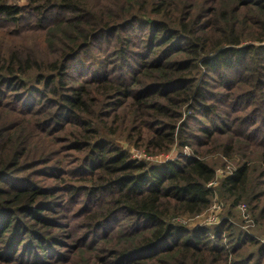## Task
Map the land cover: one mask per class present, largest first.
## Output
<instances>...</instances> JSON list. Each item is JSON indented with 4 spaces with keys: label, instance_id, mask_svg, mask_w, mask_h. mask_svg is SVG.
<instances>
[{
    "label": "trees",
    "instance_id": "trees-1",
    "mask_svg": "<svg viewBox=\"0 0 264 264\" xmlns=\"http://www.w3.org/2000/svg\"><path fill=\"white\" fill-rule=\"evenodd\" d=\"M0 34V264H264L232 215L179 222L217 192L264 235V0H0ZM215 153L241 161L214 188Z\"/></svg>",
    "mask_w": 264,
    "mask_h": 264
},
{
    "label": "rangeland",
    "instance_id": "rangeland-1",
    "mask_svg": "<svg viewBox=\"0 0 264 264\" xmlns=\"http://www.w3.org/2000/svg\"><path fill=\"white\" fill-rule=\"evenodd\" d=\"M4 1H6V2L8 1V3L10 5H15V4H17L19 6L27 5V0H4ZM101 43H102V45H100L99 47H97V44L91 46V48L94 49V51L92 50V53H89V58H90L89 62L94 63V64L96 63V65L101 66L102 70H103L106 67V66H104L106 64V62L102 59V57L105 58L106 53H108L110 51L108 50L107 44H105L104 42H101ZM4 44H5L4 38L0 34V45H4ZM24 44L28 48H30V50L32 51V50H34L33 48H36L39 45V40L36 37L34 38V40H32V38H30V36H27L26 43H24ZM14 46H18V45L15 44ZM99 55H101V56L98 57ZM101 63L103 65H101ZM113 63H115V64H107V69H109V71H112L113 73H115V71H117L118 67H120V65H122V64H121V62H113ZM96 72L94 71V73H96ZM243 93H247V90L244 89ZM243 93H242V96H244ZM244 98H242V99H244ZM229 110L230 109L226 110V112H228L227 115H223L224 117H226V121L227 122L230 121V123L232 125L238 124L241 120L237 118L238 117L237 114H230ZM108 137H109V139H111L112 141L117 143V145L119 147L128 150L130 152V155L132 156L131 158L133 160L139 161V162H145L150 167L151 166L161 167L164 164L168 163L169 161H175V160H178L182 157H189V156L191 157V154H193L192 149L185 148L184 150H182L179 148V146L176 145L173 147L172 151H170L168 154H163V155H159V156H150L144 150H139L135 147H132L127 142L125 136H121V135L109 136L108 135ZM206 152L207 151L204 150L202 152V154H204ZM205 160L207 163H209V165H211L216 170V173L218 172V174L220 175V176H217V182L218 183H219V180L221 178V175L228 174L227 172L232 173L234 171V169L237 167V163H240V161H241L240 157H236L233 159H228V158L226 159L224 156H222L221 154H217V153L207 154L205 156ZM223 165H227V167L225 168V166H223ZM32 177H33V179L38 180L40 185H42V186L58 185V182H54L53 180L48 179V178L43 177V176L34 175ZM216 186H214V188ZM219 196H218L217 192H215L214 203H213L214 205H215V203L216 204L221 203ZM224 207L225 208L221 209L218 212V215H216L214 217H213V215H214L213 212L208 211L205 215H203L200 218H198V217L197 218H194V217L180 218L179 222H181V224H183L185 226L191 227L192 229L196 228V226H201V227L213 229L216 226L215 223H212V220H214V218H218V221L222 222L224 219H227V217H230V215H232L233 216L232 221L236 224V220L238 219L239 220L238 225L240 226V228L243 231H247L249 233L255 232V233H258L260 235V237H264V235L261 232V229L258 228V226L256 228H253L254 226L252 225V222L248 220L247 210L243 211L242 208L239 207L238 209H236V211L234 210L231 212V210H229L227 205ZM72 228L74 229V227H72ZM70 243H72V242H70ZM261 243L264 244V240H262ZM32 255L33 254L30 253V255H28L26 257V259L28 260Z\"/></svg>",
    "mask_w": 264,
    "mask_h": 264
},
{
    "label": "built area",
    "instance_id": "built-area-1",
    "mask_svg": "<svg viewBox=\"0 0 264 264\" xmlns=\"http://www.w3.org/2000/svg\"><path fill=\"white\" fill-rule=\"evenodd\" d=\"M228 174L227 175H229V174H231V173H229V172H227ZM217 175L218 176H220L219 174H218V172H217ZM221 176H224V175H221ZM217 185V178H216V182H214V183H211V184H209V187H214V186H216ZM212 208V209H211ZM209 210H207L206 212H204V213H202L201 215H199V216H196V217H194V218H200V217H202L203 215H205L208 211H212L213 212V217L214 216H216V215H218V212L221 210V209H223L224 208V205H223V203H215V205L213 204V206L211 207ZM241 208H242V210L243 211H245L246 210V207L245 206H241ZM248 217V220H249V216H247ZM185 218H188V217H185ZM212 223H215L216 225H219L221 222L220 221H218V218H214V220H212ZM196 227H201V226H196Z\"/></svg>",
    "mask_w": 264,
    "mask_h": 264
}]
</instances>
